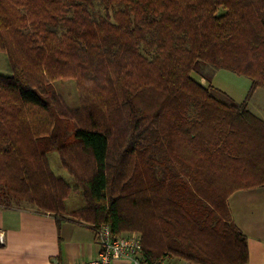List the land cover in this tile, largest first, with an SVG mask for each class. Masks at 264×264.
Instances as JSON below:
<instances>
[{"label":"trees","instance_id":"1","mask_svg":"<svg viewBox=\"0 0 264 264\" xmlns=\"http://www.w3.org/2000/svg\"><path fill=\"white\" fill-rule=\"evenodd\" d=\"M0 208L136 233L141 264H247L229 197L264 186V0H0ZM206 63L251 81L226 103L191 77ZM73 79L80 106L53 82Z\"/></svg>","mask_w":264,"mask_h":264},{"label":"crops","instance_id":"2","mask_svg":"<svg viewBox=\"0 0 264 264\" xmlns=\"http://www.w3.org/2000/svg\"><path fill=\"white\" fill-rule=\"evenodd\" d=\"M251 112L264 121V107ZM233 222L247 238V264H264V186L233 193L228 199ZM38 212L30 205L0 208V264H80L99 252L94 230L70 215ZM163 264H189L167 258Z\"/></svg>","mask_w":264,"mask_h":264},{"label":"rangeland","instance_id":"3","mask_svg":"<svg viewBox=\"0 0 264 264\" xmlns=\"http://www.w3.org/2000/svg\"><path fill=\"white\" fill-rule=\"evenodd\" d=\"M0 74L4 76L12 75L8 58L4 52H0ZM191 77L199 82L203 81L205 84V80H208L207 85L211 87L213 95L226 103L243 102L251 86V81L245 76L237 75L229 70H216L202 62L197 70L191 73ZM53 87L63 104L72 109L80 106L79 92L75 80H59L53 82ZM248 104L251 109H254V105L264 107V89H257L248 100ZM47 157L53 173L68 182L72 188L71 194L65 202L66 210L85 206L83 191L78 187L72 174L62 165L59 153L51 151L47 154Z\"/></svg>","mask_w":264,"mask_h":264},{"label":"built area","instance_id":"4","mask_svg":"<svg viewBox=\"0 0 264 264\" xmlns=\"http://www.w3.org/2000/svg\"><path fill=\"white\" fill-rule=\"evenodd\" d=\"M99 252L95 258L80 264H141L139 255L141 239L136 234L116 237L108 225H101L96 231ZM0 242L3 238L0 237Z\"/></svg>","mask_w":264,"mask_h":264}]
</instances>
